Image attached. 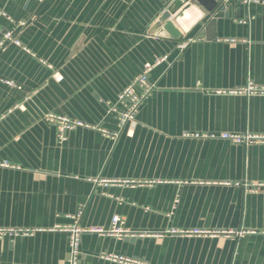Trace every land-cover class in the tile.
Wrapping results in <instances>:
<instances>
[{
	"label": "crops",
	"instance_id": "0c3cea01",
	"mask_svg": "<svg viewBox=\"0 0 264 264\" xmlns=\"http://www.w3.org/2000/svg\"><path fill=\"white\" fill-rule=\"evenodd\" d=\"M172 2L0 0V228L29 230L0 264H70L75 224L77 264H264V0L150 33Z\"/></svg>",
	"mask_w": 264,
	"mask_h": 264
},
{
	"label": "built area",
	"instance_id": "2783aa9c",
	"mask_svg": "<svg viewBox=\"0 0 264 264\" xmlns=\"http://www.w3.org/2000/svg\"><path fill=\"white\" fill-rule=\"evenodd\" d=\"M3 15H6V13L2 12ZM6 43H15L20 44V40L16 38L12 32H7L4 37L2 38L0 45L4 46ZM166 56L162 58V60H165ZM152 69L151 65L146 66L144 72L140 74L136 80L135 84H140L142 86H145V92L143 95H137L134 90V86L130 85L120 94L119 96V102L125 104L127 106V112L123 114L122 121L125 122L129 119H133L135 112L137 111L138 107L140 106L144 96L149 92L150 87L147 85V74ZM7 83L11 84L12 82L6 81ZM259 91L264 92V88L260 89ZM54 118V117H53ZM59 123V137L61 140H64L65 132L67 130H72L78 126H83L84 123L82 121L78 120H69L67 118H57ZM224 137H228L227 135H224ZM66 230L70 234V264H77L78 262V255L80 251V236L81 233L84 231H88L87 229L80 228L77 224H75L72 227L66 228ZM93 231L102 232L103 230L100 228L97 229H91ZM29 230H22V229H14V228H0V236L6 235V234H19V233H28ZM111 233H115L118 236L127 233V229L123 227V219L120 216H114L113 218V224L112 228L110 230ZM193 234H204L206 232L200 231V230H194L192 232ZM104 257L118 262H125L130 264H136L135 261L130 260L129 258H126L124 256L110 254L105 255Z\"/></svg>",
	"mask_w": 264,
	"mask_h": 264
},
{
	"label": "water",
	"instance_id": "95a60500",
	"mask_svg": "<svg viewBox=\"0 0 264 264\" xmlns=\"http://www.w3.org/2000/svg\"><path fill=\"white\" fill-rule=\"evenodd\" d=\"M198 4H201L209 12L213 11V7L208 6L205 0H173L151 26L150 33L182 38L206 15V12ZM215 16L217 15L215 14Z\"/></svg>",
	"mask_w": 264,
	"mask_h": 264
}]
</instances>
